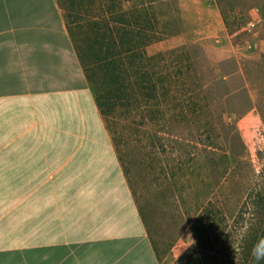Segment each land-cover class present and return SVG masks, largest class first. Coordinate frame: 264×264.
Listing matches in <instances>:
<instances>
[{"label":"rangeland","instance_id":"374dc122","mask_svg":"<svg viewBox=\"0 0 264 264\" xmlns=\"http://www.w3.org/2000/svg\"><path fill=\"white\" fill-rule=\"evenodd\" d=\"M156 9L161 38L145 53L156 66L158 54L170 58V85L156 98L135 89L103 121L159 257L182 263L190 223L212 202L227 232L201 264H238L264 219V0H162ZM74 28L83 49L87 25Z\"/></svg>","mask_w":264,"mask_h":264},{"label":"crops","instance_id":"0c3cea01","mask_svg":"<svg viewBox=\"0 0 264 264\" xmlns=\"http://www.w3.org/2000/svg\"><path fill=\"white\" fill-rule=\"evenodd\" d=\"M149 233L57 0H0V264H171Z\"/></svg>","mask_w":264,"mask_h":264},{"label":"trees","instance_id":"16d2710c","mask_svg":"<svg viewBox=\"0 0 264 264\" xmlns=\"http://www.w3.org/2000/svg\"><path fill=\"white\" fill-rule=\"evenodd\" d=\"M160 1L57 0L85 74L94 86L97 106L103 118L114 110V106L126 105L135 97L136 90H145L148 97L156 98L165 94L170 85L173 71L164 61L169 57L163 58L158 54L161 62L156 66L154 56L145 53L148 45L161 38L156 9ZM81 20L88 30L83 49L74 28L80 26ZM174 61L175 68H178L172 56L171 65ZM189 228L193 245L185 249L181 255L184 258H179L178 262L201 264L210 259L215 245L225 237L226 218L216 205L208 202ZM261 236H264V219L248 233L238 264H254L250 250Z\"/></svg>","mask_w":264,"mask_h":264},{"label":"clouds","instance_id":"9594fccd","mask_svg":"<svg viewBox=\"0 0 264 264\" xmlns=\"http://www.w3.org/2000/svg\"><path fill=\"white\" fill-rule=\"evenodd\" d=\"M250 256L254 264L264 262V236L259 237L250 250Z\"/></svg>","mask_w":264,"mask_h":264}]
</instances>
